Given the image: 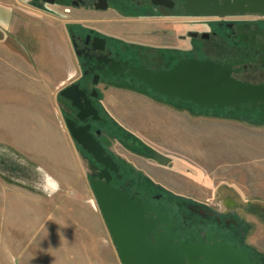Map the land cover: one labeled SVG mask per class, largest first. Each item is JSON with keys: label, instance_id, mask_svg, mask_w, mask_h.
Masks as SVG:
<instances>
[{"label": "rangeland", "instance_id": "1", "mask_svg": "<svg viewBox=\"0 0 264 264\" xmlns=\"http://www.w3.org/2000/svg\"><path fill=\"white\" fill-rule=\"evenodd\" d=\"M129 8L110 0L107 11L87 14L103 20L91 24L102 34L153 45L161 36L180 51L210 48L188 35L210 34L219 19H151ZM50 10L0 0V264H120L88 183L92 168L65 125L63 74L41 70L62 60L68 75L78 72L64 34L71 17ZM232 49L223 44L216 57ZM99 88L101 110L121 133L110 150L127 169L182 206L238 216L264 259V122L247 109L206 115L129 88Z\"/></svg>", "mask_w": 264, "mask_h": 264}, {"label": "flooded vegetation", "instance_id": "2", "mask_svg": "<svg viewBox=\"0 0 264 264\" xmlns=\"http://www.w3.org/2000/svg\"><path fill=\"white\" fill-rule=\"evenodd\" d=\"M29 2L49 11L56 8L59 15L71 17L66 20L65 29L77 62L79 75L65 87L76 84L80 90H83L92 107L97 110L99 119L93 120L89 117L80 121L76 117L77 110L67 102L66 107L70 113H65L64 121H73L75 127L89 126L88 132L102 147L103 155L109 156L116 165L117 172L107 169L108 181L105 177L99 179L98 176L104 169L103 165L96 162L75 143L82 152L86 153L83 155L92 168L93 173L88 179L91 191L92 183L100 182L131 200V206L137 211L141 221L136 230V236L139 237L138 247L142 261H149L148 263L152 262V264L153 262L154 264H159L158 262L160 264H225L216 257L205 258L201 253L207 252L210 256L214 252L218 253L221 249L228 248L237 250L249 264H258L259 256L256 250L246 242L238 216L234 217L226 212L216 214L196 206H182L164 193L155 191L147 183H135L131 180L130 171L123 160H119L110 150L113 141L109 135L108 120L101 110L102 91L99 87L107 89L110 86L139 82L123 71H111L109 66L112 63L126 62L127 65L159 71L169 69L178 60L186 58L209 60L219 64L239 62L232 67L231 76L234 79L264 85V52L262 51L264 15L244 13L206 16L219 18L214 21L215 24L208 25L211 28L210 34H205L206 37L201 38L203 34L193 37L194 33H189L188 38H194L202 43L211 41L210 48L204 50V44H202L197 50L180 51L173 41L164 46L161 36L158 37L160 39H155L156 44L153 45L149 44L152 41L137 43L102 34L91 24L103 20L93 18L87 13L107 11L110 0H29ZM128 2L134 7L129 8L130 13L148 16L151 19H173L180 17L181 13L185 16L198 17L187 14L182 7L183 3L178 0H128ZM217 4L222 3L217 0ZM103 7L105 9H102ZM73 10L81 12L77 15L78 19H74L76 17L72 15ZM223 17L232 18L224 20ZM178 41L179 37L176 42ZM224 41L231 44L233 49L229 51L230 55H219L217 58L219 48L223 44L226 45ZM245 109L249 115H256L253 120L258 123L264 122V109L260 110L257 105L252 110L249 109V104L241 105L234 110ZM108 233L121 264L117 247L109 230ZM186 247H189L188 257L182 255V249Z\"/></svg>", "mask_w": 264, "mask_h": 264}, {"label": "water", "instance_id": "3", "mask_svg": "<svg viewBox=\"0 0 264 264\" xmlns=\"http://www.w3.org/2000/svg\"><path fill=\"white\" fill-rule=\"evenodd\" d=\"M183 9L193 16H217L231 14H259L264 15V0H178ZM213 5L210 7L209 5ZM102 9H105L104 7ZM197 37V33L192 34ZM205 34L201 38H205ZM264 52V48H262ZM235 63H214L209 60L180 59L166 70L151 71L142 66L127 65L126 62L112 63L109 69L113 72L123 71L146 85L154 94L175 98L193 103L199 107H231L238 108L249 104V109L256 105L264 109V85L241 82L234 79L232 67ZM59 96L70 103L77 110V119L83 121L91 117L98 120V112L92 107L83 90L76 84H71L59 92ZM72 140L90 155L104 169L99 179L105 177L108 181L107 169L117 172L116 165L109 156H104L102 147L88 132L89 126L75 127L73 121L65 122ZM105 142V141H104ZM105 144H107L105 142ZM107 175V176H106ZM92 193L100 214L107 226L113 242L117 247L121 264H152L143 262L139 249V237L136 230L141 223L137 211L131 206V200L121 195L117 190L100 182L92 183ZM189 247L182 249V255L188 257ZM205 258L216 257L225 264H249L248 261L234 249H221L218 253ZM160 264V262H158ZM154 264V262H153Z\"/></svg>", "mask_w": 264, "mask_h": 264}, {"label": "trees", "instance_id": "4", "mask_svg": "<svg viewBox=\"0 0 264 264\" xmlns=\"http://www.w3.org/2000/svg\"><path fill=\"white\" fill-rule=\"evenodd\" d=\"M119 86V85H117ZM120 87H125V88H129V89H132L134 91H137V92H140V93H144V94H148V95H151L153 97H157L159 100H164V101H173L174 104L179 102L181 103L182 105H185L184 107L186 109H198V110H202L201 112H195L194 113H199V114H206V115H212V114H219V115H224L227 111L230 112V113H235L234 109L232 108H225V107H219V106H214V107H199V106H196L194 105L193 103H190V102H185V101H182V100H179V99H175V98H168V97H163V96H160L158 94H154L150 91V89L143 85L142 83H139V82H135V84H121ZM105 117L106 119L108 120V123H109V135L110 136H113V137H118L121 135L120 133V129H119V126L117 125V123L112 120V118L110 116H108L107 114H105ZM79 148V147H78ZM80 149V148H79ZM82 152V151H81ZM84 155H86V153L82 152ZM128 167V166H126ZM129 175L131 176V180L134 181L135 183L137 182H145L147 183V185H149L150 187H152L148 181H146L144 179V177L138 173H134L132 169H129ZM172 198V197H170ZM174 199L175 201H177L175 198H172ZM259 257H258V264H264L263 263V257L256 253Z\"/></svg>", "mask_w": 264, "mask_h": 264}, {"label": "crops", "instance_id": "5", "mask_svg": "<svg viewBox=\"0 0 264 264\" xmlns=\"http://www.w3.org/2000/svg\"><path fill=\"white\" fill-rule=\"evenodd\" d=\"M54 12V11H53ZM78 12V11H77ZM81 13V12H80ZM66 24V22H65ZM64 28L66 25H63ZM64 34H65V40L67 43H69L68 45L70 46V42L68 39V36L66 34V29H64ZM71 48V46H70ZM75 57V56H74ZM76 61V59H75ZM58 67H54V69H50V68H45L44 66L41 67V70H54L55 72H60L61 74H63V81L66 80V83H62L63 81L61 80V83L59 86H62L60 90H62L68 83H70L73 79H75L78 75H79V70L77 72V70L74 69L73 73L71 75H68V71H67V67L64 66V61L62 62V60H59L56 62ZM77 63V62H76ZM77 65V64H76ZM78 69V67H77ZM239 194V193H238ZM240 196V195H239ZM242 197V196H241Z\"/></svg>", "mask_w": 264, "mask_h": 264}]
</instances>
